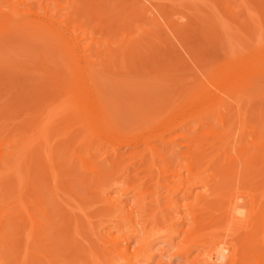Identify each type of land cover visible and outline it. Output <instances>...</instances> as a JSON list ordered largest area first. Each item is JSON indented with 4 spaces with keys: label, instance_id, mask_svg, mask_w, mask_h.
<instances>
[{
    "label": "bare ground",
    "instance_id": "6f19581e",
    "mask_svg": "<svg viewBox=\"0 0 264 264\" xmlns=\"http://www.w3.org/2000/svg\"><path fill=\"white\" fill-rule=\"evenodd\" d=\"M116 1H118V0H116ZM128 1H130V0H128ZM224 1L225 0H215L214 2H211V0H181L179 2V4L180 3L182 4V2H183V4L190 2L189 5H191V2H192V4L206 5L208 3L209 4L208 6H211L210 8L214 9V11L217 10V12H218V15L216 14V15H211V16L212 17L213 16H218V17L223 16L222 18H224L226 22L228 19L229 20L231 19V17H227L228 19L225 18L224 16L226 14H227L226 16H236V14H238V12L239 13L244 12V14L246 12L245 16H247V13L251 11V13L248 16H251L252 14H255V13H256L255 16L260 15L259 9H258V12L256 10H255L256 12H253L254 8L251 10L247 6L248 4H246L247 7L244 5L247 9H244L245 7L242 6V4L250 2L251 0L250 1L249 0L248 1L247 0H241V1H246L244 3L238 2L239 4H241L240 6H242V8H241L242 11L240 9V11H237V13H235V15H234V9H235L234 7L235 6H232L234 4L229 6L227 3L228 1L223 3ZM21 2L26 3L27 0H23ZM57 3H56V6L58 8L60 6ZM67 3H68V1H67ZM251 3H252V1H251ZM253 3H254V1H253ZM51 4H54V3L51 2ZM93 4H95V5H93ZM93 4H91V5L92 6L98 5L97 2H94ZM100 5H102V2L100 3ZM116 5H117V3H116ZM163 5L161 4V7ZM202 5H201V7H202ZM222 5L223 6L225 5L224 7H226V6H228V7L223 9L224 7ZM92 6H91V8L93 9L94 7H92ZM130 6L132 7V5H130ZM186 6H188V5H186ZM236 6H239V5L236 4ZM8 7H9V5H8ZM41 7L42 6L40 5V8ZM121 7H124V6H121ZM140 7H141V5H140ZM221 7H223V8H221ZM230 7H232L233 9H231ZM249 7H250V5H249ZM12 8L10 7L8 9H9V11H12L14 14V11H16V9L12 10ZM14 8H15V6H14ZM88 8L89 9L86 12L89 11V14H90V12H92V11H90V9H91L90 7H88ZM127 8L129 9L128 6H127ZM127 8H125V9L127 10ZM144 8H147V7H144ZM193 8H194V6H193ZM203 8H204V6H203ZM228 8H229V10L231 9L232 14L226 13V12H229V10L228 11L226 10ZM43 9H44L43 12H47L45 10V8H43ZM119 9H121V8H118V10ZM131 9H134V10H136V12H138L139 7H138V10L135 9L134 7ZM131 9H130V12L133 13L134 11H131ZM189 9H191V8H189ZM222 9H223V11H222ZM85 10H86V8H85ZM118 10H117V13H118ZM147 10H148V8H147ZM147 10H145V14H146ZM65 11H67V12L66 13L63 12L65 14L62 13L63 14V15L61 14L62 16L69 18L71 15H73V17H75L74 16L76 13L75 11L69 12V10H66V9H65ZM140 11L142 12V14L144 13L143 12L144 9H143V11H142V9H140ZM190 11H188V12L190 13ZM198 11L199 12L201 11L200 8H198V10H196V12L194 11V13L196 14ZM203 11L206 12L207 10H203ZM210 11H213V10L210 9ZM210 11H208L209 15L212 14V13H210ZM7 12H8V10H7ZM7 12H6V14H7ZM119 12H120V14H125V13H121L122 11H120V10H119ZM127 12H128V10H127ZM136 12H134V16L135 15L137 16ZM157 12H160V11H157ZM166 12H167V10H166ZM166 12L164 14H166ZM53 13H51L50 15L48 14L49 17L45 16L44 20L41 23L42 24L41 26L43 29L46 30V31L44 30L46 33L47 32L49 33L50 38H52V40L54 38L57 40L56 42L59 41V43L62 44L63 51L67 52L69 55V61H67V62L70 63V65L68 67L70 69V72L73 74L74 79L72 81H74V83H73L72 87H69L67 89H65L66 87H64V89L66 91L65 96H66V98H68L67 100H69L68 102L66 100L65 103H67L66 105H68V106L72 105L73 106L72 108L75 109L76 113L74 112L75 113L74 115L72 113V111H74V110L71 111V114L74 116V118L76 115L78 116V117L76 116V119H74V120L72 119L73 122L78 121L77 123L72 122V124H70L73 126L76 123L75 124L76 127H75V125L73 127L71 126L72 129H74V127H75L76 128L75 131L77 129L79 131H81L80 130V128H81V129H84L83 131L85 132V133L82 132L84 135L82 134V136L80 137L78 142H76V145L78 147H83V148L85 147V149L87 150V153H89V151L91 149V144H90L91 141H88L89 137H91L90 140L97 138V141L98 140L100 142L102 141L101 143H103V142L108 143V139L113 137L115 139V141H117L116 138L119 139V142H118L119 144H121L120 142H125L126 145H131L134 147L140 145V146H143V150H141L140 153L137 152L136 154H134L132 156V157H136L137 158L136 160L139 161V162L136 161V165L133 168V165H131V164H133L134 162L133 163H127V164H124L122 166H119V164H121V163L117 164L118 161L115 160L116 157H118L116 155L117 150L114 148L113 149L114 152L112 151V153L114 154V157L111 160H109V158H108L109 162L106 159V162H108V163L105 164L104 167H99L98 169H94L90 165L89 166L86 164L84 165L83 164L84 163L83 157L80 154H75V149L72 150L73 158L77 157L79 159V162L82 163L81 167L84 169L83 166H85L84 170L85 171L89 170L93 174V176H92V175H90L91 173H88L90 175V178H87L88 180L87 179L83 180L84 177H79V176H76L77 178H75V177L71 176V174H70V177L71 178L73 177L74 179H76L75 180V181H77L76 183L78 185H80V183H81L82 188H84V190H83L79 186L81 188V190L84 191L83 192L84 194L80 195V194H78L79 191H77V189L75 191L73 190V189L77 188L76 186H75V188L73 186L74 182H75L74 180H72L73 178L71 179L68 175H66V174L62 175L61 174V171H62V170H60V169H62L61 167H63L64 171L66 172L67 167L64 168L66 163L62 162V161H60L62 163L57 162L59 164V166H57V167L53 164L54 162L51 159L52 157L50 156V155H52L51 154V146L48 143V137H50V136H48V135H50L48 133L50 132V130H49V132H46L47 130L44 131L46 128L43 130V128L46 127V126H44L45 123L42 125L41 128H39L40 124L38 125L39 131H37L38 134L36 137L35 136L33 137V131L31 128L32 123H28L26 126L27 129H28V127L31 128L30 131H32V132H28V131L26 132V130L24 129L25 126L24 127L21 126L22 130L23 129L25 130V131L23 130L25 133L23 131H22L23 133L18 132L15 128V130L13 132L14 134H11V136H10L9 133L13 130V126H11L12 122H10V121H12L13 119L9 120V118L11 116V114H9V112L13 113L12 115L14 117V115H16L15 113H18L19 110L22 109V106H20V103H18V105L21 109L18 110V108L16 107V106H18L17 102H18L19 98L22 96H26L25 99L27 97L29 99L30 93L34 94V90L31 91V88H33V83L31 81H29L30 83H28L29 79L27 77H26L27 80L24 81V82L28 83L27 85L25 83L26 86H24V85L22 86V83H19L17 80L18 77L20 78L19 75H20V69L22 66V65L19 66V64L15 60V59H17L16 57H18V56L15 55L14 53H11V55L8 56L7 54L2 53V51H1V47L3 45L7 44L10 40L18 38L19 35L20 36L22 35L21 33H24V32H22V29L20 30L21 27L19 28L20 24L18 25V21L16 20V19H18L17 16H12L13 14L9 15V16L8 15L3 16L1 14L2 16H0V19H3V20H0V92H1V90H3L4 92L3 91L2 92L4 93V95L6 97L8 95L7 98L3 95L6 98L4 100L7 101L9 99L10 102H9V106H8V104H4V106L0 105V204H1V208H0V264H150L154 260V252H152L153 250H151L152 245H153L152 243L155 242L154 240H161V242H163L164 245L169 243L172 246L171 243L174 240V238L179 237L181 234L182 235L184 234V235L183 236L181 235L182 237L177 239V242L179 241V243H176V241H175V245L174 244L173 245L175 246L176 251L175 252L173 251L172 253L174 255L180 256L181 259L188 258L189 259L188 260L189 262L187 261L188 264H264V119H262V116H264L263 115L264 109H263V111H262V109H259V110L257 109L259 111L258 117L261 121H263L262 124L259 125V123H260V120H259L258 124L256 125L258 128H259V126H262L261 128H259L260 129L259 131L257 130V127L254 124L249 125L247 123L248 114L246 113L247 112L246 107H248L247 104H249L248 102L256 100L253 103L256 104V102L258 101L260 103H258V102L257 103L260 106V105H262L261 102L264 100V40L262 38V41H261L259 38L254 36L252 31H254L255 29L253 30V27H257V26L253 25V27H252V25L247 26L248 24H245L247 27L246 26L244 27L245 30L246 29L248 30L247 34L249 33L251 38L254 37L257 40V42L255 39L252 40V41L255 40L254 41L255 44L253 43L254 47L253 46H251L250 48L244 47L245 45L243 46L242 45L243 43H241L243 48H249V49L252 48L253 50H250V52H249V50L246 51L245 49L242 48L245 51V53L243 52V50L240 53H242V54L244 53L246 55H244V54L240 55V53H237L236 51H235L236 54L233 53V55H231L232 53L230 52V50H229V52L227 50L225 52H227V54L231 53L230 54L231 56L227 57L226 53L224 52L225 53L224 55H226L224 58L225 61L222 62L220 60L218 63V60H217L216 63L214 62L215 67L212 65V67H214V68L211 67L212 70L210 69V70L206 71V73H207V74L205 73L206 75H208L209 71H211L210 75H208V77H209L208 82L212 83L215 90H217V89L221 90L220 93H219V91H217L218 96H217V94H215L216 93L215 91H213L214 93H212V91L209 90L212 88H210L208 86V84H205L202 80L199 81L201 79L199 77L200 79L198 80V82H200V83H198L196 85H195V83H193L195 85L194 87H196V88L193 87L194 89H192V90H194V91L191 90L192 92L188 93V95L186 96L187 98L185 97V100H182L183 102L181 101V104H180V101L177 103H172V105L174 104L173 105L174 107L171 106L172 108H168V111L167 112L165 111L166 112L165 114L163 113L162 116H157L158 117L157 118L156 115H154V114L157 113L156 111L159 108L158 105L160 104V106H161L160 101L162 100L161 102L163 103V102H165V100H167L166 98L169 97V96L167 97V94L162 93L163 95H165V96H163L161 94V92H159L160 91L159 87H160L161 83L159 82L160 83L159 84L158 82L157 83L154 82L156 84V85H154V83L150 84V82H149V84L147 83L148 86L145 84L148 89L145 88L146 86L143 88L141 87L142 89H140L138 87L140 84H138L137 82H135V83H137V84H135V83L130 82V81L127 82L128 80L126 82L124 81L123 83L125 84L126 91L130 92V94L134 92L133 96L136 93V96H134V99H135L134 101H133V98H131L132 97V94H131L130 98L132 99V101H130L131 103L129 102L131 105H129V104L126 105L127 109L129 107V109L127 111L131 112V110H133L130 114H133V116H139L138 118L133 117V119L136 122H142V121L143 122L147 121V123L149 122L147 125L143 124L141 126L140 125L137 126L136 129L132 133L131 132L124 133L121 130V128L118 126V124L115 122L114 118L111 116V114H110L111 112H109L108 107H106V104L104 101L105 96L103 98L102 93L103 92L107 93L106 92L107 90L106 91L103 90V92H101V90L99 89L100 86H98L99 83L97 84V77H98V75L100 76V74H101V71L99 69L103 65L101 63L104 59L106 60V65H105L106 70L104 69L102 71H106V72L108 70L113 71L117 68L116 71L113 72V74H116L118 72V68L121 67V69H123L124 72L126 73L125 69H127V71H128V69H130L131 67H134L133 65L131 67L127 66V64L128 65L130 64L129 60L132 61L133 58H135V60L138 61V59L136 57L140 58L139 55H141V56L144 55V57L143 56L142 57L146 58L148 51H149V53H153V52L157 53V51L160 50L164 46V44H162L163 46H160V49L153 50V49H155L154 48L155 43L158 44L159 40H160V42H163V43L167 40L164 37L162 38V40H161V38H158L161 36H160V34L158 35V33H156L157 32L156 30H159V28L161 26L160 27L156 26V30H155V27H152V29L147 28L148 30H146L145 28H142L140 34L138 36L136 35L137 39H135L136 37L134 38V36L131 35L132 38H130L129 40H126L127 38H125V37L120 38L119 39V40H121L120 42H117V40H116L115 42H113V44L114 43L118 44L117 50H116V48L115 49L111 48L112 47L111 46L112 44H110L111 40L98 41L96 39L95 40L93 39V41H91L92 40L91 39L92 33L89 30L90 28L89 29L87 28V31L89 30V33H90L89 35L91 36V38H90L91 40L89 39L90 40V43H88L89 46H87L88 44L87 45L85 44L86 45L85 47H88V48H84V46L81 48V51L83 54V55H81V53H79L80 51H78V49L80 48L79 45L81 43H78V42H81V41H79V39L81 40V38L84 35L86 37V34L88 32L87 33L83 32L84 34L83 33L80 34L81 31L80 32L76 31L77 28L80 30L79 27H82L80 25H78L79 27H77L76 24L80 23V22H77L76 24H73V25H76L77 28L75 26H72V27H74L73 30H72V28L70 29L71 32H69V34L71 35V37L69 39L68 38L69 35L67 37H66V35H64V32L66 30L63 32V31H61L62 29H59L58 27L54 26V24L52 23L50 16H52ZM115 13H116V11H115ZM151 13H153V15L156 14L155 12H152V11H151ZM160 13L163 14V11H161ZM201 13H203V12L201 11ZM207 13H206V15L208 16ZM257 13H259V14H257ZM8 14H10V12H8ZM94 14H95V12H93L91 15L93 16ZM191 14H193V13L191 12ZM195 14H193V15L195 16ZM213 14H215V12ZM240 14H238L237 16H239ZM118 15H119V13H118ZM129 15H132V14L128 13V16ZM122 16H124V15H122ZM262 16H264V15H262ZM23 17H24V15H23ZM218 17H217V19L215 17V19H216L215 24L217 22L216 26L220 27L218 29L222 28L221 30L223 31V33H226L227 31H229L227 29V27L229 26V23H232V22L228 21L226 23L227 27L226 26L223 27L222 24L218 21V20H221V22H222L223 19L221 17L220 18H218ZM103 18L105 19L106 16ZM156 18H154V19H156ZM162 18H166V15H165V17H162ZM64 19H66V18H64ZM157 21H159V20H157ZM171 21H170V23H171ZM258 21H259V19H258ZM63 22H65V21H63ZM111 22H113V21H110V24H111ZM156 23H158V22H156ZM212 23L214 24V22H212ZM212 23H211V25H212ZM60 24L58 23L56 25L59 26ZM224 24H225V22H224ZM172 25H174V24H172ZM29 26H31V27H29ZM29 26L28 25L25 26L26 28H24V31L27 30L26 31L27 36L29 35L28 36L29 39L32 40V38H30L31 37L30 35H33V37H34L35 33H36L35 31L39 30V27L36 25L32 26L31 24ZM207 26L206 27L203 26L204 31L206 28L210 27V26H208V27ZM170 27H171V24H170ZM212 27L214 28L215 25L214 26L212 25ZM232 27H230V28H232ZM260 27H262V24ZM260 27L259 28L257 27L258 30L261 29ZM42 28H40L41 29L40 31L43 30ZM91 28H94V27H91ZM184 28L186 30V27H184ZM174 29L176 30V28H174ZM188 29H187L186 33L189 31ZM198 29H199V27H197V30ZM218 29H216L215 31H218ZM235 29H237V28H235ZM33 30H34V32H33ZM163 30L166 31L165 29H163ZM163 30L160 29L159 31L161 32ZM209 30H210V28H209ZM225 30H226V32H225ZM82 31H83V29H82ZM198 31H200V30H198ZM236 31H238V30H236ZM236 31H233V32H236ZM239 31H240V34L231 33V34H229V36L235 35L237 38L238 35H242V34H243L242 36L245 35V33H243V30H241V28ZM261 31L264 32L263 27H262ZM45 32H42V34L44 33V35H45ZM76 32L77 33L79 32L80 38L78 37V34ZM85 32H86V30H85ZM176 32H177V30H176ZM263 32H262V34L264 35ZM177 33H179V31ZM189 33H190V31L188 32V34ZM203 33L204 32H202L201 34H203ZM214 34H211V35H213V37H214ZM226 34H224V35H226ZM249 34H248V36H249ZM256 34H257L256 36H258V33H256ZM209 35H210L209 33H208V35L206 34L205 38L206 37H207V39L210 38L211 36H209ZM162 36H164V35H162ZM235 36H234V38H235ZM35 37H34V39H35ZM38 37H40V35ZM43 37H46V36H43ZM47 37H48V35H47ZM47 37H46V39H47ZM180 37H181V35H180ZM183 37H185V35H183ZM213 37H211V38H213ZM71 38L73 40H71ZM171 38H173V37H171ZM215 38H213L212 40H215L214 44H217L216 41L218 38L217 39H215ZM225 38L227 41V43H226L227 45H230L233 43V42L229 43V41H231V40L233 41V39H234L233 36H232L233 39L232 38L227 39V37H225ZM163 39L165 41H163ZM177 39H178V37H177ZM210 39H208V40H210ZM220 39L224 40V38H220ZM242 39H241L242 42L244 40L246 41V39L244 37ZM183 40H185V39H183ZM46 41L47 40H45L44 42H46ZM178 41L181 42L182 40L179 38ZM218 41H219V39H218ZM252 41H251V43H252ZM248 42H250V40ZM49 43H51V42H49ZM152 43H153V45H152ZM212 43H213V41H212ZM212 43H211V45H212ZM251 43H249V44H251ZM9 44H10V42H9ZM9 44H7V45H9ZM46 44H47V42H46ZM168 44H170V43H168ZM222 44H223V42H222ZM234 44H232V45H234ZM236 44H238V43H236ZM7 45H5L6 48H9V46H7ZM43 45H45V44H43ZM52 45L53 44L51 43L50 47ZM92 45H95V51H93L95 54H92V52H91V53H88L89 55H87V57H86L84 55V53L86 54L88 52V50H90ZM158 45H160V44H158ZM187 45L188 44H186V47H187ZM218 45H220V44L218 43ZM241 45H239V47L237 45V47L240 49ZM28 46H29V44H28ZM151 46L152 47L154 46V47L151 49L150 48ZM199 47H201V46H199ZM222 47H224V46L222 45ZM228 47H230V46H228ZM47 48H48V46H47ZM47 48H46V50H47ZM51 48L52 49L50 51H49L50 48L47 51L45 49H43L44 52L45 51L48 52L47 55H49L48 57L44 56V54H43V56L41 55L42 57H44V59L46 58L45 62L48 61L47 58H49L51 56V54H50L51 51H54V49H55V47H54V49H53V47H51ZM169 48H170V46H169ZM189 48L191 49V47H189ZM215 48H217V47H215ZM220 48H221V45H220ZM224 48L226 49V47H224ZM27 49L28 48H26V50ZM148 49H151L152 51L148 50ZM225 49H223V50H225ZM233 49H236L235 45L233 46ZM192 50H191V52H193ZM19 51L20 50L18 47V52ZM40 51H41V49H40ZM60 51H61V49H60ZM91 51H92V49H91ZM39 52L36 51L35 53H39ZM232 52H234V51H232ZM19 53H21V52H19ZM28 54H29V52H28ZM28 54H27V56H28ZM145 54H146V56H145ZM205 54H207V53H205ZM4 55H7V56H4ZM68 55H67V57H68ZM95 56L97 57V59H94ZM101 57L104 59H102ZM130 58H132V59H130ZM204 58H205V56H204ZM64 59H65V57H64ZM197 59H198V55H197ZM197 59H196V61L198 62ZM61 60H62V56H61ZM66 60H68V59H65V61ZM186 60H188V58ZM41 61H42V59H41ZM205 61H203V62H205ZM22 62H23V60H22ZM144 62H145V60H144ZM147 62H148V60L146 61V64H148ZM211 63H212V61H211ZM65 64L68 65L66 62H65ZM95 64L96 65L101 64L100 66L98 65V67H99L98 71H100V73L98 72V74L95 70V68H96ZM146 64H144V65L146 66ZM202 64H206V63H202ZM216 64H217V66H216ZM44 65H47V63ZM56 65H55V67H56ZM39 66H41V65H39ZM49 66H52V65H49ZM59 66H60V64H59ZM61 66L63 67L62 64H61ZM25 67H27V66H25ZM71 67H73L74 70H71V69H73ZM102 68H104V67H102ZM160 68L161 67H159V70H160ZM47 69H48V66H47ZM132 69L133 68H131V70ZM40 71H42V70H40ZM31 73H33V72H31ZM54 73H55V70H54ZM50 75H52V74H50ZM95 75H96V77H95ZM102 75H103V73H102ZM201 75H204V74H201ZM206 75H204V76H206ZM31 76H32V74L30 75V77ZM61 76H63L62 73H61ZM21 77L23 78V76H21ZM70 77L71 76H69V78ZM22 78H21V80H22ZM24 78H25V75H24ZM48 78H49V76H48ZM62 78H61V80H62ZM44 79H46V77ZM98 80H99V77H98ZM101 80L102 79L100 77V81ZM107 80H108V78H107ZM63 81H65V78L63 79ZM104 81H105V79H104ZM132 81H134V79ZM165 81L172 82V80H170V79L165 80ZM173 81H176V80L173 79ZM195 82H196V80H195ZM172 83H174V82H172ZM29 84L32 85V87L31 86L28 87ZM55 84H58V82L54 83V85ZM58 85H60V87H61L62 84L59 82ZM68 85H71V84H68ZM106 85H108V84H106ZM136 85H137V88H134V86H136ZM37 86L42 87L40 85H37ZM161 86H163V85H161ZM173 86L176 87L175 85H171V87H168V85H167L166 86L168 89L167 91L170 92L171 88L172 89L174 88ZM178 86H180V85H178ZM166 87H163V88H166ZM26 88L30 89V90H27ZM58 88H56L57 91H59ZM169 88H170V90H169ZM178 88H175V89H178ZM207 88H209V89L207 90ZM62 89L63 88H61V90ZM102 89H105V88H102ZM130 89H131V91H130ZM157 89L159 91H157ZM223 89L228 90L227 93L225 91H223ZM161 91L164 92V90H161ZM167 91H165V93ZM28 92H29V95H28ZM156 92H159L162 95L161 99H160V97H161L160 94H157ZM169 92H168V94H169ZM222 93H224L225 96ZM229 93H231V95H229ZM232 93H234V94H232ZM186 94H187V92H186ZM219 94H221V95H219ZM0 95H1V93H0ZM36 95H35V97H36ZM214 95H216V96H214ZM232 95L235 99L232 97L233 99H231V100H234V101L237 100V101H235V103H237V102L241 103L240 106L242 107L241 108L240 106H238L239 103H237V106L239 108V110L237 109V111H239V112H237V114L239 116V121H238L239 125L236 128L234 127V125L238 122H235V120L231 121L230 117H227L228 115L227 116L225 115L226 116L225 117L223 115L224 112H222V111H224L223 109H226V107L229 106L230 101L225 103L226 99L228 98V96L231 97ZM158 96H159V98H158ZM164 97H166V98L164 99ZM256 97L260 98V99L257 100ZM62 98H64V97H62ZM245 98L247 99L246 100L247 102L244 101ZM261 98H263V99H261ZM25 99L23 98V101H25ZM31 99L34 100L33 98H30L29 100H31ZM154 99L157 102L154 101ZM158 99H159V101H158ZM1 100H3V99H0V101ZM241 100H243V101H241ZM248 100H250V101H248ZM6 101H5V103H6ZM19 101L21 102V100H19ZM23 101H22V103H23ZM60 101L62 102V100H60ZM60 101H59V103H61ZM64 101H65V99H64ZM111 101H112V104L114 103L113 105H117L115 100L113 101V99H112ZM2 102H4V101H2ZM134 102H135V104H134ZM242 102L243 103L245 102V103L243 104ZM222 103H224L226 105L228 104V105L224 106V104L222 105ZM132 104H134V105H132ZM57 105H58V101H57ZM59 105H58V107H59ZM13 106H14V108H13ZM64 106H65V104H64ZM231 106H232V104H231ZM259 106H257V107H259ZM115 107H117V106H115ZM131 107H132V109H131ZM221 107H223V108H221ZM243 107H245V108H243ZM134 108H135V110H134ZM136 108L138 109L139 112H137ZM12 109H15V111L17 110L18 112H14V110H12ZM60 109H61V107H60ZM68 109H70V108H68ZM242 109H243V111H242ZM244 109H245V111H244ZM11 110H12V112H11ZM43 110H45V109H43ZM220 110H221V112H220ZM227 110H228V107H227ZM22 111H23V109H22ZM27 111L28 110H25L24 112H27ZM60 112H61V110H60ZM219 113L222 114L223 116L220 115ZM227 113H225V114H227ZM230 113H229V115H230ZM26 115L29 116L28 113ZM49 115H51V114H49ZM30 116H32V115H30ZM152 116H154V117H152ZM13 117H11V118H13ZM150 117H151V119H150ZM77 118L79 120H77ZM228 118H229V121H227ZM14 119L16 121L17 117ZM33 120H34V118H33ZM15 121H14V123H15ZM20 121L21 120L19 119L18 122H20ZM211 121H212V123H211ZM21 122H22V124H24L25 121H21ZM26 122H28V121H26ZM227 122L230 123V124H228L229 127L227 126L226 130H224L221 133L217 132V130H218L217 127L219 125H221L220 127L224 128L225 124ZM190 123H193V125H194L193 128L189 127ZM16 125L18 126L17 122H16ZM16 125L14 124V126H16ZM19 126H18V128H20ZM33 127L36 128L35 124L33 125ZM234 128L236 129V131H232V129L234 130ZM20 130H21V128H20ZM36 130H37V128H36ZM154 132H156V133H154ZM234 132H236V133H234ZM234 137H235V139H238L239 142H238V140H236V142L233 143L235 140L232 138H234ZM241 137H243V138H241ZM180 139L182 140L183 146H185L184 148H186V152H184L185 154H183V156H181L182 154L180 151H185V150L179 149V148H181L180 146H182L181 144L178 145V143H180V142H178V140H180ZM39 140L43 144L40 143L41 145L37 146V144L39 145V142H38ZM109 140H111V139H109ZM237 142L239 143V145H235ZM242 142L244 144L241 145ZM216 143H220V145H217ZM245 143L248 144V146L245 145ZM116 144H117V142H116ZM34 146H37V148L39 147L40 149L39 148L34 149L33 148ZM240 148H244L243 151H245V153H242L243 151L241 152L242 149H240ZM246 148H248V149H246ZM238 149L240 152L236 151ZM36 150H38L39 152H40V150L43 151L44 154L46 155V158L51 157L49 159L52 160V162H53V163L51 161L49 162V165H48L49 169H47V170L51 171V174L49 172H48V174L51 175V177H50V175H49V177L51 178V181L53 183V185H51L52 187H50L51 189L48 190L49 196H47V198L42 197V194H43L42 191L45 190L43 188H46V187H43V185L38 184L39 181L38 182L37 181L32 182V180H34V179L32 178L29 180L28 178L30 176L29 177L27 176V174H28L27 172L29 171L30 167H32L31 168L32 170L30 169L31 171H29V173L33 171L34 166L35 167L37 166V164H35V162H34V161H36L35 158L37 159V157L41 156L40 155L41 152H40V154H38L39 152L38 151L36 152ZM166 150H168V151H166ZM34 152H36V153H34ZM178 152H180V153H178ZM234 152L236 154L238 152L240 156L238 154L237 155L235 154L236 157L231 155L232 153L234 154ZM177 153L181 154L179 157H182L185 160L184 161L182 158H179V159H181L182 163L185 162L184 164H181L179 162V159L175 158L176 157L175 154H177ZM241 153H242L243 157H242ZM36 154H37V156H36ZM178 154H177V157H178ZM244 154H247V155H244ZM105 155H106V153H105ZM111 156H110V158H111ZM220 156H221V158H220ZM118 158H120V157H118ZM218 158L220 159L219 162H221V163H218V161H216ZM39 159H41V158L39 157ZM238 161L240 162V164L238 163ZM137 162L139 164H137ZM32 163H34V164H32ZM40 163H42V162H40ZM40 163H38L39 166H40ZM236 165H239V166H236ZM46 166L47 165H45V168H47ZM129 166L131 167V169L129 168ZM40 169L43 170L44 167L40 168ZM39 170H36V172H38ZM41 172L42 171H40V173ZM154 172H156L155 175L156 174H158V175L155 176L153 174ZM66 173L69 174L68 169H67ZM144 173H145V175L140 176L141 177V179H140V177H138L139 174L141 175ZM45 174H44V176H45ZM160 174H162V175L160 176ZM29 175H31V174H29ZM37 175H34V177ZM61 176H62V178H60ZM64 176H66V178ZM82 176H84V175H82ZM148 177H151V179H154L155 184H158L159 181H161V180L166 182L167 177H170L171 180L175 181L174 184H176V185H172V186H168L169 184L166 185L168 190H169L168 191L169 193H167V196H166L167 197L166 201H165L166 203L160 205V203H161V201H159L160 196H159L157 191L147 193L148 191H146V189H144V188L142 189V183L144 185L143 181L147 180ZM36 178H35V180L38 179V178L37 179ZM67 178L70 182L74 181L72 183L73 185L71 183H67V184H70L71 186H73V187H71L72 191L70 190L69 185H67V184L64 185L68 181V180H66V182H64L65 179H67ZM81 178H82V180H81ZM77 179L79 180L80 183L78 182ZM137 179L138 180L140 179L139 182ZM129 180H130V182H129ZM141 180H143V181H141ZM12 181H15V185L13 184ZM31 183H34V184H31ZM107 183L109 185H107ZM167 183H169V182H166L165 184H167ZM30 184L32 185L31 191H33L34 195L30 194V192H28V190H26L28 188L27 185L30 186ZM45 185H46V183H45ZM223 185H226V186L228 185V186L227 187L225 186L226 189H224L225 187ZM25 187H26V189H25ZM193 187H195V188L197 187V189L199 188L198 191H196L197 189L194 191V194H193ZM80 188L78 190H80ZM85 188H87V190H90V192H92L93 194H95V192H96L95 196L90 194L89 191H86ZM111 188H113V189H111ZM112 190H114L115 195L110 196V193ZM143 190H145L146 193ZM85 191H86V195H85ZM176 191L181 192L182 198L183 197L189 198L188 199L189 203L187 202L186 204H183L182 207H179V206L177 207V202L175 200H173L174 199L173 196H174ZM46 194H47V192H46ZM89 194L92 196H90ZM130 194L132 197V202L127 203L126 199L128 198V195H130ZM44 195L45 194H43V196ZM149 195H150V197H149ZM80 201L81 202L84 201V203L86 202L85 204H87V202H90V204L88 203V205H84V203H83V205H82ZM92 201H93V203H92ZM214 201H215V203H214ZM151 204L154 206L153 208L151 207ZM178 208L184 209L183 213L185 212L186 214L180 215L181 211ZM166 209L167 210L169 209V211H171L172 213H170L169 211L166 213ZM186 210H188V211H186ZM91 213H92V216H91ZM178 213H179V215H178ZM216 214H219V216ZM179 221H183V222H185V224H187V225H185V228L188 226L187 229L184 228V230H182L183 233H181V234L179 233L180 231L178 230L179 228H177L178 227L177 225H178V223H183V222H179ZM94 222H96L97 225ZM209 223L212 226H209ZM207 226H209L208 227L209 231H207L208 230ZM182 228H183V225H182ZM204 228L205 229L207 228V230H205L206 232L204 231ZM191 247H193V249L197 248L196 251L198 250V248H201V249H199L198 252H196L197 255L195 254L193 257L192 256L189 257L190 251H192ZM160 248H158V249H160ZM162 248H163V246H162ZM155 253L160 254L159 259H157L158 261L156 260L157 264H169L170 259L167 263H166V261L161 263L164 260L160 259V257H162L164 259L167 256L169 257V255H167L168 253L165 252L166 253L165 255H167L166 257L164 255H163L164 256L163 257L161 254V253H164L163 250H162V252H161V250H158V252H155ZM171 256H173V255L171 254ZM168 257L166 259H168ZM159 261H161V262H159ZM153 264H154V262H153Z\"/></svg>",
    "mask_w": 264,
    "mask_h": 264
},
{
    "label": "rangeland",
    "instance_id": "374dc122",
    "mask_svg": "<svg viewBox=\"0 0 264 264\" xmlns=\"http://www.w3.org/2000/svg\"><path fill=\"white\" fill-rule=\"evenodd\" d=\"M7 1V2H6ZM21 1H23V0H0V16H9V15H12L13 14V12L12 11H9V9L8 8H12V10H15L16 9V11H14V14L12 15V16H17L18 17V19H16L17 21H18V25H19V28H20V30L22 29V32H24V33H21L22 35L20 36L19 35V37L18 38H15V39H13V40H10L9 42H10V44H9V42L7 43V44H9V45H7V44H5V45H7V46H9V48H6V46L5 45H3L2 47H1V51H2V53H5V54H7L8 56L9 55H11V53H14L15 55H17L18 57H16L17 59H15L16 60V62L19 64V66H21V69H20V78L18 77V82L19 83H22V86L24 85V86H26L28 83H30L29 81H31L32 83H33V88H31V91L32 90H34V94H31L30 93V98H33L34 100H29L28 99V97L25 99V97L26 96H22V97H20L19 98V100H21V102L18 100V102H17V105H18V103H20V106H22V109H23V111H22V109L19 107V105L18 106H16L17 108H18V110L19 109H21V110H19V112L16 110L15 111V109H12V110H14V112H18V113H15L16 115H14V117H13V113H10L9 112V114H11V116H10V118H9V120L10 119H13L12 121H10V122H12V125L11 126H13V130L9 133V135L11 136V134H14L13 132H14V130H15V128H16V130L18 131V132H22L24 129L26 130V132L28 131V132H32L33 131V137L35 136H37V131H39L38 129L39 128H41L42 127V125L44 124V126H46V127H44L43 128V130L44 131H46V132H49V130H50V132L48 133V134H50V135H48V136H50V137H48V143L50 144V146H51V154L52 155H50L51 157H47L46 158V155L44 154V152L43 151H41L40 150V152H41V154H40V152L38 151V150H36V152L38 151L39 153L38 154H40L41 156H39L41 159H39V157H37V159L35 158V160L36 161H34L35 162V164H37V166L35 167L34 165V169H33V171L32 172H30L29 173V171H31L32 169V167H30V169H29V171L27 172L28 174H27V176L29 177L28 179L30 180V179H34V180H32V182H35V181H39L38 182V184H41V185H43V187H46V188H43V189H45V190H43L42 191V193L43 194H45L44 196H43V194H42V197H44V198H47V196H49V194H48V190H50L51 188L50 187H52L51 185H53V183H52V181H51V171H49V170H47V169H49V167H48V165H49V162L51 161L52 162V160H53V164L57 167V166H59V164L58 163H62V162H65L64 164H65V167L64 168H66V172H67V169H68V171H69V174L68 173H66L65 171H64V169H63V167H61L62 169H60V170H62L61 171V174L63 175V174H66V175H68L69 177H70V174H71V176H73V177H75V178H77L76 176H79V177H84L83 178V180H86L87 178H90V175H92L93 176V174H92V172H90L89 170H84L85 169V166H83L84 167V169L81 167V164L82 163H80L79 162V159L77 158V157H75V158H73V156H72V150H74L75 149V154H80L82 157H83V160H84V165L86 164V165H90L91 167H93L94 169H98L99 167H104V165L105 164H107L108 162H109V160H111L113 157H114V154L112 153V151L114 152V148L117 150L116 151V155L118 156V157H120V158H118V157H116V161H118L117 162V164L118 163H121V164H119V166H122V165H124V164H127V163H133V164H131V165H133V168H134V166L136 165V161H138V160H136L137 158L136 157H132L134 154H136L137 152L138 153H140V151L141 150H143V146H140V145H138V146H136V147H134V146H131V145H126L125 144V142H120L121 144H119L118 142H119V139H117L116 138V140L117 141H115V139L113 138V137H111V138H109V139H111V140H109L108 139V143H101L99 140V142L97 141V138H95V139H92V140H90L91 139V137H89V140L88 141H91V149H90V151H89V153H87V150L85 149V147L83 148V147H78L77 145H76V142H78V140L80 139V137L82 136V132H84L83 130L84 129H81L80 128V130L81 131H79L78 129L75 131V127H76V123L78 122V121H74V122H76L74 125H75V127H74V129H72V127L74 126H72V125H70V124H72V122H73V120L74 119H76V116H75V118H74V114L76 113V111H75V109L74 108H72L73 106L71 105H66L67 103H65L66 102V100L68 99V98H66V91H65V89H67V88H69V87H72L73 86V83H74V81H72L74 78H73V74L70 72V69H69V65H70V63L69 62H67V61H69V55H68V53L67 52H65V51H63V48H62V44L61 43H59V41L58 42H56L57 40L56 39H54L53 38V40H52V38H50V35H49V33L47 32H45L46 30L45 29H43L42 28V21L44 20V18H45V16H48V14L50 15L51 13H53L52 14V16H50L51 17V20H52V23L54 24V26H56V27H58L59 29H62L61 31H65L64 32V35H66V37L68 36V38L70 39V37H71V35L69 34V32H71L70 31V29L72 28V30H73V28L74 27H72V26H75L76 27V25H77V27H79L78 25H80V26H82V27H79L80 28V30L77 28V30L76 31H81V33L80 34H82L83 32L84 33H87L86 34V37H85V35L81 38V40L79 39V41H81V42H78V43H81L79 46H80V48L78 49V51H80L79 53H81V55H83L82 54V51H81V48L84 46V48H88V47H85L88 43H90V40L91 41H93V39L95 40H98V41H105V40H111L110 42V44H112L111 46V48H113V49H115L116 48V50L118 49V44L116 45L115 43L113 44V42H115L116 40H117V42H120L121 40H119L120 38H123V37H125V38H127L126 40H129L130 38H132V36L131 35H133L134 36V38L136 37V35L138 36L139 34H140V32H141V29L142 28H145L146 30H148L147 28H150V29H152V27H155V30H156V26L157 27H160L159 28V30L160 29H165L166 31H159V30H156L157 32L156 33H158V35L160 34V36L161 37H158V38H161V40H162V38L164 37V38H166L167 40L165 41L164 39H163V41H165L164 43L163 42H160V40H159V42H158V44H160V45H158V44H156L155 43V49H153V50H158V49H160V46H163L162 44H164V46L160 49V50H158L157 51V53L156 52H153V53H149V51L148 50H151L153 47L151 46L150 48L151 49H148L147 51V56H146V54H145V56H146V58H143L144 57V55H139L140 56V58H138V57H136L137 59H138V61H136L135 60V58H133V62L132 61H130L129 60V65L127 64V66L128 67H131L132 65L134 66V67H131V68H133L132 70H131V68L130 69H128V71H127V69H125V71H126V73L124 72V70L123 69H121V67H119L118 68V72L116 73V74H113V72L114 71H116V69L115 70H108L107 72L106 71H102V70H104L105 69V65H106V60L104 59V58H102V59H104L103 61H102V63L101 64H103L101 67H100V71H101V74H100V76L98 75V77H99V80H98V77H97V84H98V86H100V90H101V92H103V90H107L106 92L107 93H102L103 94V98H104V96H105V104H106V107H108V109H109V112H111L110 114H111V116L114 118V120H115V122L118 124V126L121 128V130L124 132V133H126V132H133L135 129H136V127L137 126H141V125H143V124H148L147 123V121H142V122H136L134 119H133V117H135V118H138L139 116H133V114H130L133 110H131V112H129V111H127L128 109H129V107H128V109L126 108L127 106L126 105H131L130 103V101H132V99L131 98H133V101L135 100L134 99V96H136V93L134 94V96H133V93H131L132 94V97H131V94H130V92H128V91H126V88H125V84L123 83L124 81L126 82L127 80V82H133V83H135V82H137L138 84H142L141 86L139 85L138 87L140 88V89H142L143 87H145L146 85L148 86V84H149V82H150V84L151 83H154V82H160L159 84H160V87H159V90L157 89V91H159V92H161V94L163 93V94H167V97L168 98H166V97H164V99L166 98L167 100H165V102H161L160 101V103H161V106H160V104L158 105V109H157V113L156 114H154V115H156V117L157 116H162V114L164 113H166L167 111H168V108H172L171 106H173L172 105V103H177V102H179L180 101V104H181V101L182 100H185V97L188 95V93H190V92H192V91H194V90H192V89H194V88H196V87H194L196 84H198V83H200V82H198V80L199 81H203L205 84H208V86L210 87V88H212V89H209V88H207V90L209 89L210 91H212V93H214L213 91H215L216 93L215 94H217V91H219V93L221 92V90H215V88H214V86L212 85V83H210V82H208V80H209V77H208V75H210V72L211 71H209V73H208V75H206L207 73H206V71L207 70H210L211 69V67H212V65L214 66V62L216 63L217 62V60H218V63H219V61L221 60L222 62L223 61H225L224 60V58H225V56L227 55V57H229V56H231V55H233V53L234 54H236L235 53V51L237 52V53H240V52H242V50L243 49H245L246 51L247 50H249V52H250V50H253L252 48L251 49H249L251 46H253V43L255 44V38L253 37V38H251V36H250V34H249V36H248V34H247V32H248V30L246 29H244V27L246 26L245 24H248L247 26H251L252 25V27H253V25H255V26H257L258 28L261 26V24H262V27H263V30H264V16H262V15H264V0H251L252 1V3H251V1L250 2H247V3H245V4H242V6L243 7H245L246 6V4H248L247 6H248V8H250L251 10L253 9L254 11L253 12H258V9H259V13H260V15L259 16H255L256 15V13L255 14H252L251 16H248L250 13H251V11L250 12H248L247 13V16H245L246 15V12H245V14H244V12L243 13H239L238 12V14H240L239 16H237L238 14H236V16H226L227 14L226 13H228V14H232V12H231V9H233L232 7H230L231 9L229 10V8L228 9H226L227 11L229 10V12H226L225 10V18H227V17H231V19L229 20L228 18V20H227V22L228 21H230V22H232V23H229V26L230 27H232V28H230L229 26L227 27V25H226V21H225V19L224 18H222L223 16H211V15H218V12H217V10L216 11H214V9H212V8H210L211 6H208L209 4L207 3L206 5H202V7H201V5H199V4H192V2H191V5H189V3H186V4H183V2H182V4L180 3L179 4V2L181 1V0H130V1H128V0H118V1H116V0H27V2L25 3V2H21ZM30 1V2H29ZM67 1H68V3H67ZM70 1V2H69ZM77 1V2H76ZM97 2V4L98 5H96V6H92L91 4H93L94 2ZM162 1V2H161ZM215 0H211V2H214ZM228 1V2H227ZM235 1V2H234ZM248 1V0H247ZM253 1H254V3H253ZM14 2V3H13ZM51 2L52 3H54V4H51ZM57 4H59V6L60 7H58L57 8V6H56V3ZM81 4H80V3ZM86 2V3H85ZM102 2V5H100V3ZM133 4H132V3ZM222 2V1H221ZM220 2V3H221ZM225 2H227L228 3V5L229 6H231L232 4H234V5H232V6H235L234 8L236 9H234V15H235V13H237V11H240V9L242 8V6H240L241 4H239L238 2H246V1H237V0H225L223 3H225ZM25 3V4H24ZM29 3V4H28ZM72 3V4H71ZM84 3V4H83ZM116 3H117V5H116ZM230 3V4H229ZM250 3V4H249ZM13 4V5H12ZM51 4V5H50ZM71 4V5H70ZM78 4V5H77ZM80 4V5H79ZM96 4V3H95ZM95 4H93V5H95ZM129 4V5H128ZM161 4L164 6H162L161 7ZM219 4V3H218ZM236 4L237 5H239V6H236ZM8 5H9V7H8ZM27 5V6H26ZM40 5L42 6L41 8H40ZM76 5V6H75ZM85 5V6H84ZM90 5V6H89ZM130 5H132V7L130 6ZM140 5H141V7H140ZM167 7H166V6ZM186 5H188V6H186ZM227 5V4H226ZM245 5V6H244ZM249 5H250V7H249ZM14 6H15V8H14ZM73 6V7H72ZM91 6L92 7H94L93 9L91 8ZM121 6H124V7H121ZM126 6V7H125ZM127 6L129 7V9L127 8ZM136 6V7H135ZM143 6V7H142ZM184 6V7H183ZM193 6H194V8H193ZM203 6H204V8H203ZM209 8H208V7ZM223 6V5H222ZM225 6V5H224ZM223 6V7H224ZM246 6V7H247ZM48 7V8H47ZM88 7H90L91 9H90V11H92V12H90V14H89V11L88 12H86L89 8ZM135 8V9H137L138 10V7H139V10H138V12H136V10H134V9H131V8ZM144 7H147L148 8V10H147V8H144ZM157 7V8H156ZM187 7V8H186ZM223 7H221V8H223ZM226 7H228V6H226ZM226 7H224L223 9H225ZM244 8V9H247V8ZM43 8H45V10L47 11V12H43L44 11V9ZM57 8V9H56ZM85 8H86V10H85ZM118 8H123L122 10L121 9H119L120 11H122L121 13H125V14H120V12H119V10H118ZM125 8H127V10H128V12H127V10L125 9ZM160 8V9H159ZM189 8H191V9H189ZM193 8V9H192ZM197 8V9H196ZM198 8H200V10L203 12V13H201V11L199 12H197L196 14L194 13V11L196 12V10H198ZM220 8V9H221ZM52 9V10H51ZM59 9V10H58ZM65 9L66 10H69V12L70 11H75L76 13H75V17H73V15H71L69 18L68 17H64V16H62L63 14H65L67 11H65ZM80 9V10H79ZM95 9V10H94ZM130 9H131V11H134V12H136L137 13V16L135 15L134 16V12L133 13H131L130 12ZM140 9H142V11H143V9H144V13L142 14V12L140 11ZM210 9L211 10H213V11H210ZM223 9H222V11H223ZM243 9V10H244ZM5 10V11H4ZM7 10H8V12H10V14H8V12H7ZM51 10V11H50ZM83 10V11H82ZM94 10V11H93ZM117 10H118V13H119V15H118V13H117ZM145 10H147L146 11V14H145ZM166 10H167V12L169 13H167L166 12ZM178 10V11H177ZM191 10V11H190ZM194 10V11H193ZM203 10H207L206 12L205 11H203ZM256 10V11H255ZM81 11V12H80ZM115 11H116V13H115ZM124 11V12H123ZM126 11V12H125ZM151 11L152 12H155L154 14L156 15H153V13H151ZM157 11H163V14L166 12V14H162V13H160V12H157ZM187 11V12H186ZM188 11H190V13L188 12ZM208 11H210V13H212V14H210L209 15V12ZM219 11V10H218ZM236 11V12H235ZM241 11H242V9H241ZM247 11V10H246ZM261 11V12H260ZM6 12H7V14H6ZM35 12V13H34ZM63 12H65V13H63ZM81 14H80V13ZM93 12H95V14L92 16L91 14L93 13ZM107 12V13H106ZM174 12V13H173ZM177 12V13H176ZM191 12L193 13V14H195V16L193 15V14H191ZM208 12V13H207ZM215 12V14H213ZM252 12V13H253ZM63 13V14H62ZM105 13V14H104ZM109 13V14H108ZM111 13V14H110ZM115 13V14H114ZM128 13H130V14H132V15H129L128 16ZM135 13V14H136ZM176 13V14H175ZM205 13V14H204ZM206 13L208 14V16L206 15ZM259 13H257V14H259ZM2 14V15H1ZM40 14V15H39ZM62 14V15H61ZM77 14V15H76ZM100 14V15H99ZM172 14V15H171ZM187 16H186V15ZM190 16H189V15ZM204 14V15H203ZM244 14V15H243ZM22 17H21V16ZM23 15H24V17H23ZM38 15V16H37ZM44 15V16H43ZM96 15V16H95ZM106 16V18L104 19L103 17H105ZM114 15V16H113ZM122 15H124V16H122ZM147 15V16H146ZM149 15V16H148ZM153 15V16H152ZM165 15H166V18H162V17H165ZM254 15V16H253ZM34 17V18H33ZM37 17V18H36ZM49 17V16H48ZM53 17V18H52ZM157 17V18H156ZM215 17H216V19H217V17L218 18H222L223 20H222V22H221V20H218L221 24H222V26L223 27H227V29L229 30V31H227L226 32V30H225V32L228 34H226V33H223V31L221 30V29H218V28H220L219 26H216L217 25V22H216V24H215ZM30 20H28V19ZM64 18H66V19H64ZM154 18H156V19H154ZM73 19V20H72ZM112 19V20H111ZM258 19H259V21H258ZM0 20H3V19H0ZM23 20V21H22ZM62 20V21H61ZM157 20H159V21H157ZM166 20V21H165ZM171 21V23H170V21ZM214 20V21H213ZM63 21H65V22H63ZM76 21V22H75ZM110 21H113V22H111V24L113 25H111L110 24ZM200 21V22H199ZM225 22V24H224V22ZM261 21V22H260ZM37 22V23H36ZM57 22V23H56ZM67 22V23H66ZM77 22H80L79 24L77 23ZM156 22H158V23H156ZM168 22V23H167ZM212 22H214V24L212 23ZM218 22V23H219ZM34 23V24H33ZM60 24L59 26H57L56 24ZM77 23V24H76ZM114 23V24H113ZM167 23V24H166ZM211 23H212V25L214 26L215 25V27L213 28L212 27V25H211ZM219 23V24H220ZM32 25V26H38L39 27V30H36L35 32V39H34V37H33V35H30L31 37L30 38H32V40H30L29 39V35L27 36V33H26V31H24V28H26L25 26H29V25ZM70 24V25H69ZM73 24H76V25H73ZM83 24V25H82ZM110 24V25H109ZM161 24V25H160ZM170 24H171V27H170ZM172 24H174V25H172ZM201 24V25H200ZM232 24V25H231ZM23 27H22V26ZM25 25V26H24ZM63 25V26H62ZM181 25V26H180ZM210 26L209 28H210V30H209V28H204L205 29V31L203 30V26ZM183 26V27H182ZM207 26V27H208ZM221 26V25H220ZM243 26V27H242ZM246 26V27H247ZM29 27H31V26H29ZM61 27V28H60ZM91 27H94V28H91ZM165 27V28H164ZM176 28V30H177V32L179 31V33H177L176 32V30L174 29V28ZM184 27H186V30H185V28ZM197 27H199V29L198 30H200V31H198L197 30ZM202 27V28H201ZM257 27H253V30L254 31H252L253 32V34H254V36L255 37H257V38H259L261 41H262V38H263V40H264V35L262 34V32L263 31H261V29H262V27H260L261 29L260 30H258V28ZM40 28H42L43 30L42 31H40L41 29ZM87 28L91 31V33H92V38H91V36L89 35L90 33H89V30L87 31ZM189 28V29H188ZM235 28H237V29H235ZM240 28H241V30H243V33H245V35L244 36H242V35H238L237 36V38H236V36L235 35H230L229 36V34H231V33H236V34H240ZM38 29V28H37ZM69 31H68V30ZM82 29H83V31H82ZM187 29L190 31V33L188 34V32L186 33V31H187ZM216 29H218V31H215ZM225 29V28H224ZM233 29V30H232ZM35 30V29H34ZM34 30H33V32H34ZM45 30V31H44ZM85 30H86V32H85ZM208 30V31H207ZM221 30V31H220ZM236 30H238V31H236ZM252 30V29H251ZM257 30V31H256ZM31 31V30H30ZM68 31V32H67ZM93 31V32H92ZM194 31V32H193ZM215 31V32H214ZM220 31V32H219ZM233 31H236V32H233ZM41 32V33H40ZM42 32H45V35H44V33L42 34ZM79 32L77 33L78 34V37L80 36L79 35ZM202 32H204L203 34H201ZM212 32V33H211ZM218 32V33H217ZM238 32V33H237ZM242 32V31H241ZM251 32V31H250ZM261 32V33H260ZM30 33V32H29ZM66 33V34H65ZM83 33V34H84ZM208 33L210 34L209 36H211V37H213V35H211V34H214V37L213 38H215V39H219V41H218V39H217V41H216V43L217 44H214V41L215 40H212L213 38H208V39H210V40H208L207 39V37L205 38V36H206V34L208 35ZM256 33H258V36H256L257 34ZM264 33V32H263ZM42 34V35H41ZM94 34V35H93ZM135 34V35H134ZM164 35V36H162V35ZM169 34V35H168ZM178 34V35H177ZM224 34H226V35H224ZM262 34V35H261ZM40 35V37H38ZM47 35H48V37H47ZM157 35V34H156ZM180 35H181V37H180ZM183 35H185V37H183ZM189 35V36H188ZM26 38H25V37ZM43 36H46L47 37V39H46V37H43ZM82 36V35H81ZM168 36V37H167ZM232 36H233V38H234V36H235V38L233 39L232 38ZM243 38H245L246 39V41L244 40L243 42L241 41V37ZM246 36V37H245ZM248 36V37H247ZM253 36V35H252ZM24 37V38H23ZM88 37V38H87ZM94 37V38H93ZM171 37H173V38H171ZM176 37V38H175ZM177 37H178V39L180 38L182 41L180 42V41H178V39H177ZM225 37H227V39H230V38H232L233 39V41L231 40V41H229V43L231 42H233L232 44H234L235 45V48L236 49H233V46L234 45H232V44H230V45H227L226 43H227V41H226V38ZM250 37V38H249ZM80 38V37H79ZM91 38V39H90ZM220 38H224V40H222V39H220ZM248 38V39H247ZM27 39V40H26ZM34 39V40H33ZM90 39V40H89ZM135 39H137V37L135 38ZM183 39H185V40H183ZM253 39H255L254 41H252ZM16 40V41H15ZM45 40H47L46 42H47V44H46V42H44ZM71 40H73L72 38H71ZM89 40V41H88ZM243 40V39H242ZM250 40V42H248ZM29 41V42H28ZM34 43H33V42ZM54 43H53V42ZM184 41V42H183ZM212 41H213V43H212ZM251 41H252V43H251ZM14 44H13V43ZM17 42V43H16ZM28 42V43H27ZM49 42H51L53 45L51 46V47H53V49H54V47H55V49H54V51H51V56L49 57V58H47V60L48 61H46L45 62V59H44V57H42L43 56V54H44V56H46V57H48L49 55H47V53L48 52H46L49 48V51L52 49L51 47H50V44L51 43H49ZM210 44H208V43ZM222 42H223V44H222ZM256 42H257V40H256ZM32 43V44H31ZM57 43V44H56ZM168 43H170V44H168ZM185 43V44H184ZM211 43H212V45H211ZM218 43L221 45V48H220V45H218ZM228 43V44H229ZM236 43H238V44H236ZM241 43H243L242 45L244 46V47H249V48H243L242 47V45H241ZM248 45H247V44ZM249 43H251V44H249ZM28 44H29V46H28ZM36 44V45H35ZM40 44V45H39ZM43 44H45V45H43ZM84 44V45H83ZM86 44V45H85ZM183 44V45H182ZM186 44H188L187 45V47H186ZM208 44V45H207ZM33 45V46H32ZM48 46V48H47V46ZM152 45H153V43H152ZM168 45V46H167ZM219 47H218V46ZM222 45L224 46V47H226V49L224 48V47H222ZM237 45H238V47H239V45H241L240 46V49L237 47ZM247 45V46H246ZM27 46V47H26ZM40 46V47H39ZM87 46H89V44L87 45ZM166 46V47H165ZM169 46H170V48H169ZM199 46H201V47H199ZM217 47V48H215V47ZM228 46H230V47H228ZM18 47H19V52H21V53H19L18 52ZM21 47V48H20ZM35 47V48H34ZM38 47V48H37ZM42 47V48H41ZM94 47V48H93ZM189 47H191V49L189 48ZM211 47V48H210ZM213 47V48H212ZM254 47V46H253ZM24 48V49H23ZM26 48H28L27 50H26ZM32 48V49H31ZM46 48H47V50H46ZM209 48V49H208ZM225 49V50H223V49ZM243 48V49H242ZM31 49V50H30ZM40 49H41V51H40ZM43 49H45L46 51V53L44 52V50ZM60 49H61V51H60ZM91 49H92V51H91ZM193 49V50H192ZM195 49V50H194ZM220 51H219V50ZM238 49V50H237ZM11 50V51H10ZM15 50V51H14ZM24 50V51H23ZM26 50V51H25ZM191 50L193 51V52H191ZM210 50V51H209ZM228 50V52H229V50H230V52L232 53H230V54H227V52H225V51H227ZM36 51H40L39 53H35ZM93 51H95V45H92L91 46V48H90V50H88V52L85 54L84 53V55L87 57V55H89L88 53H91L92 52V54H95ZM115 51V50H114ZM152 51V50H151ZM183 51V52H182ZM190 51V52H189ZM208 51V52H207ZM232 51H234V52H232ZM28 52H29V54H28ZM64 52V53H63ZM117 52V51H116ZM119 52V51H118ZM186 52V53H185ZM207 53V54H205V53ZM226 53V55H224L225 53ZM243 52L245 53V51L243 50ZM248 52V53H249ZM25 55H24V54ZM197 53V54H196ZM204 53V54H203ZM221 53V54H220ZM223 53V54H222ZM243 53V54H244ZM22 54V55H21ZM27 54H28V56H27ZM64 56H63V55ZM181 54V55H180ZM212 54V55H211ZM219 54V55H218ZM242 53H240V55H243ZM7 55H4V56H7ZM20 55V56H19ZM42 55V56H41ZM54 55V56H53ZM67 55H68V57H67ZM80 55V54H79ZM191 55V56H190ZM196 55V56H195ZM197 55H198V59H197ZM239 55V54H238ZM244 55H246V54H244ZM39 56V57H38ZM56 56V57H55ZM61 56H62V60H61ZM128 56V55H127ZM193 56V57H192ZM195 56V57H194ZM200 56V57H199ZM202 56V57H201ZM204 56H205V58H204ZM58 57V58H57ZM60 57V58H59ZM64 57H65V59H68V60H66L65 61V59H64ZM30 58V59H29ZM94 58V57H93ZM128 58V57H127ZM188 58V60H186V59ZM198 60V62L196 61V59ZM215 58V59H214ZM218 58V59H217ZM27 59V60H26ZM38 59V60H37ZM41 59H42V61H41ZM94 59H97V57L95 56V58ZM130 59H132V58H130ZM141 59V60H140ZM192 59V60H191ZM200 59V60H199ZM223 59V60H222ZM227 59V58H226ZM22 60H23V62H22ZM44 60V61H43ZM58 60V61H57ZM68 64V65H66L65 64V62ZM144 60H145V62H144ZM148 60V64H146V61ZM205 61V62H203V61ZM212 61V63H211V61ZM35 61V62H34ZM53 61V62H52ZM60 61V62H59ZM125 61V60H124ZM202 61V62H201ZM43 62V63H42ZM55 62V63H54ZM58 64H57V63ZM132 62V63H131ZM144 62V63H143ZM196 62V63H195ZM200 62V63H199ZM208 62V63H207ZM32 63V64H31ZM47 63V65H44V64H46ZM100 63V62H99ZM202 63H206V64H202ZM221 63V62H220ZM27 64V65H26ZM52 65V66H49V65ZM57 64V65H56ZM59 64H60V66H59ZM61 64L63 65V67L61 66ZM100 64V65H101ZM144 64H146V66L144 65ZM183 64V65H182ZM208 64V65H207ZM39 65H41V66H39ZM44 65V66H43ZM55 65H56V67H55ZM96 65V64H95ZM99 65V64H98ZM98 65H96V68H95V70H96V72H97V74H98V72L100 73V71H98ZM99 65V66H100ZM118 65V64H117ZM25 66H27V67H25ZM43 66V67H42ZM47 66H48V69H47ZM55 68H54V67ZM67 66V67H66ZM120 66V65H119ZM216 66H217V64H216ZM51 69H50V68ZM102 67H104V68H102ZM118 67V66H117ZM159 67H161L160 68V70H159ZM215 67V66H214ZM214 67H212V68H214ZM24 68V69H23ZM71 68H73V67H71ZM102 68V69H101ZM199 68V69H198ZM67 69V70H66ZM69 69V70H68ZM37 70V71H36ZM40 70H42V71H40ZM54 70H55V73H54ZM62 70V71H61ZM71 70H74V68L73 69H71ZM76 70V69H75ZM106 70V69H105ZM158 72H157V71ZM212 70V69H211ZM22 71V72H21ZM31 72H33V73H31ZM106 72V73H105ZM111 72V73H110ZM129 72V73H128ZM45 73V74H44ZM57 73V74H56ZM61 73H62V75L63 76H61ZM102 73H103V75H102ZM206 73V74H205ZM19 74V73H18ZM32 74V76L30 77V75ZM50 74H52V75H50ZM57 76H56V75ZM60 74V75H59ZM160 74V75H159ZM201 74H204V75H206V76H204V75H201ZM24 75H25V78H24ZM201 75V76H200ZM21 76H23V78L21 77ZM48 76H49V78H48ZM69 76H71L70 78H69ZM158 78H157V77ZM26 77L29 79L28 80V83H26V82H24V81H26L27 79H26ZM46 77V79H44V78ZM62 78V80H61V78ZM95 77H96V75H95ZM100 77H101V81H100ZM110 77V78H109ZM200 77V78H199ZM203 77V78H202ZM205 77V78H204ZM21 78H22V80H21ZM43 78V79H42ZM65 78V81H63V79ZM105 79V81H104V79ZM107 78H108V80H107ZM112 78V79H111ZM131 78V79H130ZM25 79V80H24ZM48 79V80H47ZM70 79V80H69ZM134 79V81H132ZM155 79V80H154ZM158 81H157V80ZM161 79V80H160ZM172 80V82H174V83H172V82H170V81H165V80ZM173 79H175L176 81H173ZM21 80V81H20ZM44 80V81H43ZM107 80V81H106ZM154 80V81H153ZM178 80V81H177ZM195 80H196V82H195ZM253 80V79H252ZM43 81V82H42ZM46 81V82H45ZM48 81V82H47ZM58 82V84H59V82L62 84L61 85V87H60V85H58V84H55L54 85V83H57ZM69 81V82H68ZM193 81V82H192ZM37 82V83H36ZM41 82V83H40ZM71 82V83H70ZM105 82V83H104ZM113 84H112V83ZM163 82V83H162ZM179 84H178V83ZM24 83V84H23ZM25 83H26V85H25ZM40 83V84H39ZM50 83V84H49ZM52 83V84H51ZM102 83V84H101ZM111 83V84H110ZM137 83H135V84H137ZM148 83V84H147ZM172 83V84H171ZM181 83V84H180ZM193 83H195V85L193 84ZM36 84V85H35ZM47 84V85H46ZM68 84H71V85H68ZM104 84V85H103ZM106 84H108V85H106ZM146 84V85H145ZM37 85H40V86H42V87H39V86H37ZM66 85V86H65ZM134 85V84H133ZM154 85H156L155 83H154ZM153 85V86H154ZM161 85H163V86H161ZM168 85V87H171V85H175L176 87H174L173 89L171 88V90H170V88H169V90H170V92L169 91H167L168 89H167V86ZM170 85V86H169ZM178 85H180V86H178ZM29 86H31L32 87V85H28V87ZM51 86V87H50ZM56 86V87H55ZM103 86V87H102ZM111 86V87H110ZM147 86L145 87L146 89H148L147 88ZM206 86V85H205ZM47 87V88H46ZM55 89H54V88ZM59 87V88H58ZM64 87H66L65 89H64ZM142 87V88H141ZM163 87H166V88H163ZM179 87V88H178ZM194 87V88H193ZM207 87V86H206ZM52 88V89H51ZM56 88H58V90L59 91H57V89ZM61 88H63L62 90H61ZM102 88H105V89H102ZM107 88V89H106ZM133 88V87H132ZM134 88H137V85L136 86H134ZM144 88V89H145ZM162 88V89H161ZM175 88H178V89H175ZM27 89V88H26ZM38 91H37V90ZM175 89V90H174ZM5 90V89H4ZM27 90H30V89H27ZM46 90V91H45ZM49 90V91H48ZM161 90H164V92L163 91H161ZM189 90V91H188ZM192 90V91H191ZM3 90H1V95L3 96L4 95V91L2 92ZM6 91V90H5ZM36 91V92H35ZM65 91V92H64ZM130 91H131V89H130ZM165 91H167L166 93H165ZM223 91H225L226 93H227V91L228 90H224L223 89ZM222 91V92H223ZM60 92V93H59ZM64 92V93H63ZM139 92V91H138ZM159 92H156L157 94H160ZM168 92H169V94H168ZM172 92V93H171ZM186 92H187V94H186ZM3 93V94H2ZM41 93V94H40ZM49 93V94H48ZM27 94V93H26ZM25 94V95H26ZM37 94V95H36ZM40 94V95H39ZM140 94V93H139ZM160 94V99L162 98V95ZM222 94H224V93H222ZM232 94H234V93H232ZM0 95V99H3V100H1L0 101V105L1 106H4V104H8V106H9V102H10V100L8 101H6V100H4V99H6L7 97H8V95H7V97L5 98L4 96L2 97ZM24 95V94H23ZM28 95H29V92H28ZM35 95H36V97H35ZM62 95V96H61ZM64 95V96H63ZM191 95V94H190ZM219 95H221V94H219ZM229 95H231V93H229ZM32 96V97H31ZM60 96V97H59ZM163 96H165V95H163ZM214 96H216V95H214ZM217 96H218V94H217ZM223 96V95H222ZM224 96H225V94H224ZM223 96V97H224ZM2 97V98H1ZM62 97H64V98H62ZM113 99V101L115 100L116 101V103H117V105H113L112 104V99ZM131 97V98H130ZM233 97V95L231 96V97H229L228 96V98L226 99V101H225V103L226 102H228V101H230L229 102V106H227L226 104H224V103H222V105L224 104V106H227L228 107V110H227V107H226V109H223L224 111H222V112H224V116L226 115H228L227 117H230V119H231V121H233V120H235V122H238L239 121V116H238V114H237V112H239V111H237V109L239 110V108H238V106H240L241 105V103H239V102H237V103H239V105L237 106V103H235V101H237V100H231V99H233L232 98ZM236 97V96H235ZM23 98L25 99V101H23ZM36 98V99H35ZM129 98V99H128ZM158 98H159V96H158ZM184 98V99H183ZM187 98V97H186ZM254 98V97H253ZM252 98V99H253ZM257 98V97H256ZM64 99H65V101H64ZM110 99V100H109ZM163 99V100H164ZM224 99V98H223ZM235 99V98H234ZM251 99V100H252ZM255 99V98H254ZM260 98H257V100H259ZM261 99H263V98H261ZM37 100V101H36ZM60 100H62V102L60 101ZM107 100V101H106ZM247 99L245 98L244 99V101L245 102H247L246 101ZM2 101H4V102H2ZM5 101H6V103H5ZM22 101H23V103H22ZM31 101V102H30ZM57 101H58V105H59V107H58V105H57ZM59 101L61 102V103H59ZM64 101V102H63ZM69 100H67V102H68ZM154 101H156L155 99H154ZM158 101H159V99H158ZM223 101V102H224ZM241 101H243V100H241ZM240 101V102H241ZM248 101H250V100H248ZM256 101V100H255ZM255 101H250V102H248L249 104H247L248 105V107H246V110H247V114H248V117H247V123L249 124V125H257L258 124V122H259V117H258V110L259 109H262V111H263V109H264V100L261 102V104L262 105H258V103H260V102H256V104H254L253 102H255ZM128 102V103H127ZM130 102V103H129ZM136 102V101H135ZM135 102H134V104H135ZM157 102V101H156ZM155 102V103H156ZM183 102V101H182ZM232 102V103H231ZM244 102V103H245ZM252 102V103H251ZM115 103V104H116ZM126 103V104H125ZM133 103V102H132ZM137 103V102H136ZM243 103V102H242ZM243 103V104H244ZM63 106H62V105ZM64 104H65V106H64ZM69 104V103H68ZM134 104H132V105H134ZM151 104V103H150ZM231 104H232V106H231ZM24 105V106H23ZM155 105V104H154ZM176 105V104H175ZM253 105V106H252ZM29 106V107H28ZM31 106V107H30ZM55 106V107H54ZM115 106H117V107H115ZM153 106V105H152ZM156 106V105H155ZM223 106V107H224ZM244 106V105H243ZM257 106H259V107H257ZM25 107V108H24ZM36 107V108H35ZM48 107V108H47ZM60 107H61V109H60ZM134 107V106H133ZM174 107V106H173ZM223 107H221V108H223ZM241 107V106H240ZM13 108H14V106H13ZM31 108V109H30ZM68 108H70V109H68ZM126 108V109H125ZM242 108V107H241ZM243 108H245V107H243ZM248 108V109H247ZM43 109H45V110H43ZM131 109H132V107H131ZM258 109V110H257ZM12 110H11V112H12ZM25 110H28L27 112H24ZM50 110V111H49ZM60 110H61V112H60ZM64 110V111H63ZM67 110V111H66ZM72 110H74V111H72ZM134 110H135V108H134ZM136 110H137V112H139L138 111V109L136 108ZM170 110V109H169ZM226 110V111H225ZM69 111V112H68ZM71 111H72V113H73V115L71 114ZM166 111V112H165ZM242 111H243V109H242ZM244 111H245V109H244ZM21 112V113H20ZM23 112V113H22ZM31 112V113H30ZM33 112V113H32ZM51 112V113H50ZM75 112V113H74ZM220 112H221V110H220ZM228 112V113H227ZM231 112V113H230ZM28 113V115L29 116H27L26 114ZM45 113V114H44ZM135 113V112H134ZM225 113H227V114H225ZM229 113H230V115H229ZM264 113V112H263ZM8 114V115H9ZM21 114V115H20ZM35 116H34V115ZM49 114H51V115H49ZM138 114V113H137ZM160 114V115H159ZM220 114V113H219ZM30 115H32V116H30ZM220 115H222V114H220ZM222 115V116H223ZM264 115V114H263ZM26 116V117H25ZM41 116V117H40ZM225 116V117H226ZM11 117H13V118H11ZM17 117V119H16V121H15V119L14 118H16ZM22 117V118H21ZM24 117V118H23ZM30 117V118H29ZM32 117V118H31ZM36 117V118H35ZM72 117V118H71ZM78 117V116H77ZM152 117H154V116H152ZM26 118V119H25ZM33 118H34V120H33ZM67 118V119H66ZM158 118V117H157ZM19 119L21 120V121H25L24 122V124H22V122L20 123V122H18L19 121ZM23 119V120H22ZM25 119V120H24ZM45 119V120H44ZM73 119V120H72ZM149 119V118H148ZM150 119H151V117H150ZM262 119H264V116H262ZM30 120V121H29ZM47 120V121H46ZM77 120H79L78 118H77ZM14 121H15V123H14ZM26 121H28V122H26ZM44 121V122H43ZM227 121H229V118H228V120ZM230 121V122H231ZM16 122H17V124H18V126L21 128V130H20V128H18V126L16 125ZM49 122V123H48ZM73 122V123H74ZM262 122L263 121H261L260 120V123H259V125H261L262 124ZM28 123H32L31 125H32V131H30V129L31 128H29L28 127V129H27V124ZM35 124V126H36V128H37V130H36V128L35 127H33V125ZM211 123H212V121H211ZM14 124L16 125V126H14ZM40 124V126H39V128H38V125ZM228 124H230V123H226L225 124V127L224 128H222V127H220L221 125H219L218 127H217V132H223L224 130H226V128H227V126L229 127V125ZM238 125H239V122L238 123H236L235 125H234V127L236 128V127H238ZM24 127V129L22 130V127ZM70 126V127H69ZM72 126V127H71ZM189 127H191V128H193L194 127V125H193V123H190L189 124ZM257 127V126H256ZM262 126H259V128H261ZM48 128V129H47ZM234 128V130L232 129V131H236V129ZM258 127H257V130L259 131L260 129H259ZM71 129V130H70ZM250 129V128H249ZM24 130V131H25ZM35 130V131H34ZM41 130V129H40ZM238 130V129H237ZM16 131V132H17ZM23 131V132H24ZM158 131V130H157ZM22 132V133H23ZM41 132V131H40ZM43 132V131H42ZM21 133V134H22ZM25 133V132H24ZM36 133V134H35ZM85 133V132H84ZM154 133H156V132H154ZM234 133H236V132H234ZM31 134V133H30ZM84 135V134H83ZM237 136V135H236ZM244 136V135H243ZM240 137V136H239ZM114 140H113V139ZM241 138H243V137H241ZM52 139V140H51ZM232 139H234L233 141V143H235L236 142V140H238V139H235V137L234 138H232ZM51 141V142H50ZM242 141V140H241ZM39 142V145L37 144V146H40L41 144L40 143H42L40 140L38 141ZM116 142H117V144H116ZM178 142H180V143H178V145H182V146H180L181 148H179V149H181V150H185V151H180L181 152V154H178V153H180V152H178L177 154H178V157H177V154H175V158H177V159H179V158H182V157H179L180 155L181 156H183V154H185L184 152H186V148H184L185 146H183V143H182V140L180 139V140H178ZM238 142H239V140H238ZM236 143L235 145H239V143ZM232 143V144H233ZM43 144V143H42ZM217 145H220V143H216ZM242 144H244L243 142L241 143V145ZM245 145H247L248 146V144H246L245 143ZM37 146H34L33 148L34 149H36L37 148ZM77 146V147H76ZM90 146V145H89ZM251 146V145H250ZM249 146V147H250ZM39 148V147H38ZM37 148V149H38ZM40 149V148H39ZM240 149H242L241 150V152L243 151V149L244 148H240ZM246 149H248V148H246ZM35 151V150H34ZM166 151H168V150H166ZM236 151H239V149L238 150H236ZM248 151V150H247ZM36 152H34V153H36ZM43 152V153H42ZM240 152V151H239ZM105 153H106V155H105ZM231 153V152H230ZM242 153H245V151H243ZM242 153H241V155H242ZM45 156H44V155ZM235 152H234V154L232 153L231 155H233V156H235ZM237 154L239 155V153L237 152ZM236 154V155H237ZM43 155V156H42ZM112 155V156H111ZM230 155V156H231ZM244 155H247V154H244ZM36 156H37V154H36ZM110 156H111V158H110ZM232 156V157H233ZM240 156V155H239ZM236 157V156H235ZM242 157H243V155H242ZM49 158H51L52 160H50ZM108 158H109V160H108ZM118 158V159H117ZM174 158V159H175ZM220 158H221V156H220ZM45 159V160H44ZM106 159L108 160V162H106ZM183 159V158H182ZM223 159V158H222ZM241 159V158H240ZM48 160V161H47ZM176 160V159H175ZM184 160V159H183ZM60 161H62V162H60ZM185 161V160H184ZM216 161H218V163H221V162H219L220 161V159L218 158ZM222 161V160H221ZM37 162V163H36ZM40 162H42V163H40ZM58 162V163H57ZM139 162V161H138ZM137 162V164H139ZM179 162L181 163V164H184L185 162H183L182 163V161H181V159H179ZM38 163H40V166H39V164ZM57 163V164H56ZM238 163L240 164V162L238 161ZM32 164H34V163H32ZM44 166H43V165ZM45 165H47L46 167L47 168H45ZM130 165V166H131ZM180 165V164H179ZM42 166V167H41ZM129 166V168L131 169V167ZM236 166H239V165H236ZM235 166V167H236ZM43 168L44 167V169L43 170H41L40 168ZM40 169V170H39ZM59 169V168H58ZM36 170H39L38 172L40 173V171H42L40 174L38 173V172H36ZM133 170V169H132ZM35 171V172H34ZM44 172V173H43ZM48 172L50 173V174H48ZM38 175H37V174ZM47 175H46V174ZM88 173H91L90 175L88 174ZM155 173L156 172H154L153 174L155 175ZM184 173V172H183ZM29 174H31V175H29ZM44 174H45V176H44ZM60 174V173H59ZM185 174V173H184ZM34 175H37V176H35L34 177ZM49 175H50V177H49ZM82 175H84V176H82ZM86 175V176H85ZM89 175V176H88ZM143 175H145V173L144 174H139V176L138 177H140V176H143ZM156 175H158V174H156ZM155 175V176H156ZM162 174H160V176H161ZM47 176V177H46ZM60 176V175H59ZM67 176V177H68ZM154 176V177H155ZM39 179H37V178ZM40 177V178H39ZM49 177V178H48ZM65 178H66V176H64ZM72 177V178H73ZM78 177V178H79ZM35 178L37 179V180H35ZM43 178V179H42ZM60 178H62V176L60 177ZM71 178V177H70ZM71 178V179H72ZM140 179H141V177H140ZM139 179V180H140ZM150 179V180H149ZM66 180H68V178L67 179H65V181L64 182H66ZM72 180H76V179H72ZM78 180V179H77ZM81 180H82V178H81ZM88 180V179H87ZM138 180V179H137ZM139 180H138V182H139ZM167 181L166 182H169V183H167V184H165L166 182H164L163 180H161V181H159V183L158 184H155V180L154 179H151V177H148L147 178V180H141V181H143L144 182V185H143V183H142V189L144 188V189H146V191H148L147 193H150V192H154V191H157L158 192V194H159V196H160V199H159V201H161V203H160V205H162V204H164V203H166L165 201H166V196H167V193H169L168 191V188H167V186L166 185H168V186H172V185H176V184H174V182L175 181H173V180H171V178L170 177H167V179H166ZM44 181V182H43ZM47 181V182H46ZM73 181V182H74ZM13 182V184L15 185V181H12ZM73 182H70L69 180L64 184V185H66L67 183H73ZM77 181H75L74 182V188H75V186L77 187V188H75V189H73L74 191L77 189V191H79L78 192V194H80V195H82V194H84L83 192V190H84V188H82V186H81V183L79 182V180H78V182L80 183V185H78L77 183H76ZM129 182H130V180H129ZM137 182V181H136ZM45 183H46V185H45ZM52 183V184H51ZM76 183V184H75ZM31 184H34V183H31ZM30 184V186H28L27 185V189H26V187H25V189L26 190H28V192H30V194H32V195H34L33 194V191H31L32 190V185ZM67 185H69L70 186V190L72 191V189H71V187H73V186H71L70 184H67ZM107 185H109L108 183H107ZM257 185V184H256ZM83 189V190H81V188ZM224 187L226 186V185H223ZM228 186V185H227ZM226 186V187H227ZM49 187V188H48ZM226 187L224 188V189H226ZM30 188V189H29ZM48 188V189H47ZM80 188V190H78ZM195 187H193V194H194V191L197 189V187L194 189ZM256 188V187H255ZM111 189H113V188H111ZM85 190L86 191H89L90 192V190H87V188H85ZM199 190V188L196 190V191H198ZM76 191V192H77ZM82 191V192H81ZM86 191H85V195H86ZM145 193H146V191L145 190H143ZM46 192H47V194H46ZM81 192V193H80ZM90 194H92L93 196H95V194H96V192H95V194H93L92 192H90ZM89 194V195H90ZM77 195V194H76ZM79 195V196H80ZM88 195V194H87ZM92 195H90V196H92ZM113 196V195H115V193H114V190H112L111 191V193H110V196ZM151 195V194H150ZM150 195H149V197H150ZM182 194H181V192H179V191H176L175 192V194H174V196H173V200H175L176 202H177V207L179 206V207H182V205L183 204H186L187 202L189 203V198H182V196H181ZM147 196V195H146ZM97 198V197H96ZM95 198V199H96ZM94 199V200H95ZM127 200V201H126ZM125 201L128 203V202H132V197H131V194L130 195H128V198L126 199ZM9 201V200H8ZM81 202V201H80ZM83 203H84V201L83 202H81V204L83 205ZM86 203V202H85ZM84 203V205H88V203L90 204V202H87V204H85ZM92 203H93V201H92ZM214 203H215V201H214ZM181 205V206H180ZM215 205V204H214ZM151 207L153 208L154 206L151 204ZM0 208H1V204H0ZM185 208V207H184ZM178 209H180V208H178ZM182 209V208H181ZM180 209V211L182 212H180V215H185L186 213L184 212L183 213V211H184V209H182L181 210ZM169 211V209L167 210L166 209V213ZM186 211H188V210H186ZM170 213H172L171 211H169ZM188 213V212H187ZM95 214V213H94ZM93 214V215H94ZM169 214V213H168ZM178 215H179V213H178ZM177 215V216H178ZM216 215H218L219 216V214H216ZM91 216H92V213H91ZM180 217V216H179ZM183 217V216H182ZM179 222H183V221H179ZM95 224H96V222H94ZM97 225V224H96ZM182 225H183V228H182ZM185 225H187V224H185V222H183V223H178V227L177 228H179L178 230L180 231L179 233L181 234V233H183L182 232V230H184V228H185ZM209 226H212L210 223H209ZM209 226H207V228L209 227ZM181 227V228H180ZM188 228V226L185 228V229H187ZM207 228L205 229L204 228V231L205 230H207ZM207 231H209V228H208V230ZM206 232V231H205ZM179 234V235H180ZM182 235V234H181ZM179 236V237H177V238H174V240L172 241V246L168 243V244H165L164 245V243L163 242H161V240H154L155 242L154 243H152L153 245H152V248H151V250H153L152 252H154V260H153V262H154V264H157V262H156V260L157 259H159V253L157 254V253H155V252H158V250H161V252H162V250H163V252L164 253H161L162 254V256L164 255L165 257L167 256V255H169V257H168V259H164V258H162V257H160V259H162V260H164V261H159V262H161V263H163V262H165L166 261V263L169 261V259H170V261H169V264L171 263V264H188V258H183V259H181V257L180 256H178V255H174L172 252L174 251H176V248H175V241H176V243H179V241L177 242V239H179L180 237H182V236ZM174 244V245H173ZM177 245V244H176ZM162 246H163V248H162ZM162 249H161V248ZM158 248H160V249H158ZM175 248V249H174ZM166 251H165V250ZM191 249H192V251H190V255H189V257H193L195 254L197 255V253L196 252H198V250L199 249H201V248H198V250L196 251V249L197 248H194L193 249V247H191ZM168 250V251H167ZM168 253L167 255H165L166 253ZM157 254V255H156ZM171 254L173 255V256H171ZM163 256V257H164ZM180 257V258H179ZM183 262H182V261ZM158 261V260H157ZM188 261V262H187ZM153 262H151L150 264H153ZM158 262V263H159Z\"/></svg>",
    "mask_w": 264,
    "mask_h": 264
}]
</instances>
